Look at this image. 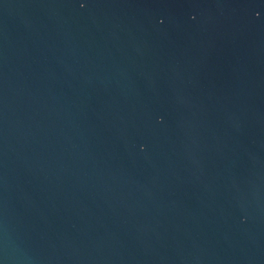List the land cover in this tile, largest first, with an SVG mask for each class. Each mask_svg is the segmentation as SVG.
Masks as SVG:
<instances>
[{"label":"water","instance_id":"95a60500","mask_svg":"<svg viewBox=\"0 0 264 264\" xmlns=\"http://www.w3.org/2000/svg\"><path fill=\"white\" fill-rule=\"evenodd\" d=\"M0 264H264V0H0Z\"/></svg>","mask_w":264,"mask_h":264}]
</instances>
